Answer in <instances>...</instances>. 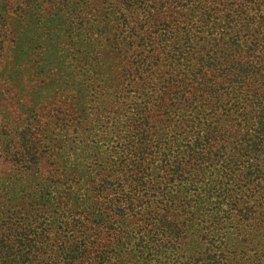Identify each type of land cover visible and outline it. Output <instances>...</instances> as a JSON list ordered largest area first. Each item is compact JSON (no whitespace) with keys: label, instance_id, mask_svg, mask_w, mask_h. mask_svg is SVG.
<instances>
[{"label":"trees","instance_id":"obj_1","mask_svg":"<svg viewBox=\"0 0 264 264\" xmlns=\"http://www.w3.org/2000/svg\"><path fill=\"white\" fill-rule=\"evenodd\" d=\"M0 264H264V0H0Z\"/></svg>","mask_w":264,"mask_h":264},{"label":"rangeland","instance_id":"obj_2","mask_svg":"<svg viewBox=\"0 0 264 264\" xmlns=\"http://www.w3.org/2000/svg\"><path fill=\"white\" fill-rule=\"evenodd\" d=\"M48 55V54H47ZM39 63V62H38ZM40 63H42V66H46V65H48L49 64V59H48V57H44V59L40 62Z\"/></svg>","mask_w":264,"mask_h":264}]
</instances>
